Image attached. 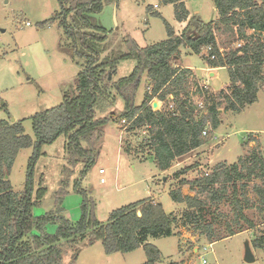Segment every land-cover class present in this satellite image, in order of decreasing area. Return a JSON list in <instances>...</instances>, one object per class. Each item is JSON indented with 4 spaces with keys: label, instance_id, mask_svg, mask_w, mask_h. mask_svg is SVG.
<instances>
[{
    "label": "trees",
    "instance_id": "trees-1",
    "mask_svg": "<svg viewBox=\"0 0 264 264\" xmlns=\"http://www.w3.org/2000/svg\"><path fill=\"white\" fill-rule=\"evenodd\" d=\"M58 1L60 10L40 24L50 21L62 28L67 40L59 47L81 61L76 62L80 71L74 93H64L60 104L30 117L33 138L25 133L24 120L10 119L8 111V118L0 120V264H76L81 247L98 241L108 255L141 247L146 256L141 264H158L161 252L148 239L177 234L174 229L178 225L199 230L209 243L244 231L242 223L254 227L256 223L244 213V208L250 205L246 189L252 178L262 182V185L255 184L254 189L264 223V157L256 140L248 153L235 162H220L210 172H201L193 179L179 178L198 167V163L175 171L174 178L179 183L169 189L168 195L173 202L184 204L178 214L166 212L160 202L146 197L113 209L105 222L100 221L94 215V201L77 179L73 187L83 198L81 215L76 222L70 221L61 205L60 197L67 185L63 181L60 182L63 190L57 192L54 208L42 216L33 215V206L47 191L42 176L37 186L34 181V168L43 154V145L64 135L68 165L82 163L80 176L83 177L100 152L98 142L104 126L114 119L113 115L95 116L96 104L110 95L112 89L124 102L117 117L125 120L121 129L140 134L139 147L147 149L160 171L168 170L175 160L206 142L203 131L207 126L214 130L220 125L221 109L240 113L258 100L259 91L264 92V0H212L218 17L207 22L196 15L188 19L190 13L184 0H161L164 5H173L177 21H188L180 35L147 5L149 13L162 19L166 39L140 46L128 36L126 52L103 58L100 46L106 40V30L95 15L102 11L104 4L116 0ZM217 32H225L231 38V44L223 50L218 45ZM181 48L201 54L210 68H226L228 84L216 91L201 84L190 68L177 65ZM125 59L135 60L132 72L109 81L116 74L118 62ZM144 73L147 90L141 103L135 105V93ZM194 95L200 98L201 108L193 101ZM154 99L162 102L158 110L152 108ZM4 107L5 104L0 109ZM129 144L126 141L122 144L124 152H130ZM28 147L33 151L27 161L24 189L16 192L8 175L18 151ZM66 168L63 166L62 171ZM183 185L195 191L194 195L184 194L180 188ZM224 202L232 205L233 215L230 221L223 222L227 234L220 236L214 228L221 225L215 212L217 216L224 215L219 210ZM48 224L57 225L54 233L46 232ZM252 245L263 248L264 233ZM66 247L72 250L67 260L64 258Z\"/></svg>",
    "mask_w": 264,
    "mask_h": 264
},
{
    "label": "rangeland",
    "instance_id": "rangeland-1",
    "mask_svg": "<svg viewBox=\"0 0 264 264\" xmlns=\"http://www.w3.org/2000/svg\"><path fill=\"white\" fill-rule=\"evenodd\" d=\"M185 2L189 10L198 12L205 22L211 20L215 14L212 0H185ZM155 4L158 6L155 10L166 21L176 23L173 6L162 4L161 0H116L104 4L102 11L95 15L97 22L106 30V40L100 46V56L111 57L126 52L128 48L125 39L128 36L140 46L164 40L167 36L162 19L146 10L147 5ZM59 10L58 0H0V107L5 104V107L0 109V120L7 119L8 114L12 120H24V131L32 138L34 136L30 117L60 104L64 93H74L77 73L80 71V66L76 62L81 61L75 60L69 51L61 50L59 47L67 40L62 28L50 21L44 25L40 24ZM26 22L29 25H26ZM216 37L221 50L231 44V38L225 32H217ZM235 45L237 46V43ZM186 51V48H181V62L195 68V73L207 81L212 90H219L228 84L229 76L226 68L207 71L200 54ZM135 64L133 59L120 60L116 74L109 81L127 76L132 72ZM145 78L144 73L135 93V105L141 103L147 90ZM199 82L203 84L200 79ZM258 99L257 104L240 113L221 109L220 125L214 130H209L207 126L206 134H203L206 142L198 153L201 155L200 158L196 161L185 159L179 164L174 161L168 172L161 173L147 149L142 150L139 147L140 134L134 135L125 132V128L121 129L125 123L117 117L123 109L124 102L112 89L110 95L101 98L96 104L95 116L113 115L114 119L104 126L101 140L98 142L101 145L100 152L83 177L80 176L82 163L74 167L68 165L64 135H60L50 144L43 145V154L35 164L34 181L37 186L42 176V184L47 191L42 200L33 206V215L42 216L54 208L57 192L63 190L61 181L62 184H67L60 197L61 205L70 221L76 222L81 215L83 196L73 187L77 179L81 188L95 203V217L100 221L101 218L106 221L107 211L150 195L159 197L164 204L166 201L171 202L168 189L176 188L179 183L178 178H174V172L187 165L202 161L203 168L199 169V166L193 168L179 179H193L201 172H210L212 167L220 162H235L239 156L246 155L255 145L253 140L260 142L264 157L263 91L258 92ZM154 100L158 102L154 110L160 109L162 102L158 99ZM199 100L198 96H193V101L198 106L201 103ZM125 141L131 145L129 153L123 151L122 144ZM32 151V147L20 149L10 169L8 179L16 192L24 189L27 161ZM211 153L214 163L210 166L207 164L209 161L207 157ZM63 166L68 168L62 171ZM100 168L104 169L103 174L99 173ZM101 177L104 178L102 183ZM255 184L262 185V182L252 178L246 189L250 205L244 208L247 218L256 223L254 227L249 228L242 223L244 231L210 243L209 246L206 236L199 230L178 225L174 229L177 234L148 239V242L156 245L161 252L158 264H202V259H205L207 264H264V247L257 249L252 245V241L264 233L262 215L257 209L259 196L254 189ZM180 188L184 189V193L194 195L195 191L190 190L188 185ZM164 206L167 210V205ZM177 206L182 209L174 211L176 214L185 207L183 203ZM219 210L224 215L217 216L218 212H215L221 225H214V228L219 231L220 236H224L227 230L223 222L232 219V205L224 202L220 204ZM232 227L235 229V226ZM56 228V224H48L46 232L54 233ZM247 244L254 256L252 262L245 261ZM65 252L67 256L64 255V258L67 260L72 250L66 247ZM145 260L146 256L141 247L128 253L117 252L108 258L102 244L98 242L82 251L76 264H141Z\"/></svg>",
    "mask_w": 264,
    "mask_h": 264
},
{
    "label": "crops",
    "instance_id": "crops-1",
    "mask_svg": "<svg viewBox=\"0 0 264 264\" xmlns=\"http://www.w3.org/2000/svg\"><path fill=\"white\" fill-rule=\"evenodd\" d=\"M184 3H185V6H186V8L188 9V11H189V16H188V19L192 16V15H196L198 18H200L201 20H203L202 18H201V16L199 15V13L198 12H191L190 10H189V8L187 7V5H186V2H185V0H184ZM169 5H172V4H169ZM153 8H154V10L153 11H156L155 9H157L158 8V6H157V8H155L154 7V5H151ZM173 6V5H172ZM215 9V8H214ZM157 12V11H156ZM159 13V12H158ZM162 16V15H161ZM217 17H218V13H217V11H216V9H215V14H214V16L211 18V20H215V19H217ZM174 20H175V24L172 22V23H170V22H168L171 26H172V28L174 29V32H175V34L176 35H180L181 33H182V31L185 29V27L187 26V23H188V21L186 20V21H183V22H179V21H177L175 18H174ZM211 20H209V21H211ZM204 21V20H203ZM166 36H167V34H166ZM166 39V38H165ZM161 41V40H160ZM152 43H155V42H152ZM152 43H150V44H152ZM187 49V53H192L188 48H186ZM201 55V54H200ZM204 62V61H203ZM177 65L178 66H180V67H187V68H190L193 72H194V74H195V76L197 77V78H199L201 81H202V83L203 84H205V85H207L208 86V84H207V81H205L202 77H200V76H198L196 73H195V68H193L192 66H190V65H188V64H185L184 62H181V60L179 59L177 62ZM205 64V63H204ZM205 66H206V64H205ZM219 68H221V67H216V68H210V67H208V66H206L205 67V70H207V71H210V72H212V71H215V70H217V69H219ZM224 68V67H223ZM210 75H214L213 73H210ZM146 80H147V77L145 78V86H146ZM213 90H215V89H213ZM259 100V99H258ZM258 100L255 102V103H253V104H251V105H249V106H247L245 109H247V108H250V107H252L253 105H255V104H257L258 103ZM155 101V100H154ZM152 103H153V101H152ZM157 104H158V102H157ZM244 109V110H245ZM222 113V112H221ZM250 133H252V134H256L255 132H250ZM204 146H201L200 148H198L197 150H195V151H193V152H191V153H189L188 155H186V156H184V157H182V158H180V159H177V160H175V162L176 163H181V162H183V160H185V159H190L191 161H196L198 158H200V154H198L199 153V151L200 150H202V148H203ZM120 151H122V149H120ZM214 152V151H213ZM124 153V152H123ZM125 154V153H124ZM206 158V157H205ZM204 158V159H205ZM208 159H207V161H208V165H213V153H211L208 157H207ZM199 163V169H202L203 167L201 166V163H202V161H198ZM193 164V163H192ZM191 165V164H190ZM187 166H189V165H187ZM170 168H172V167H170ZM169 170V169H168ZM168 170H165V171H161V173H166V172H168ZM173 183V182H172ZM170 189V188H169ZM169 189H168V191H169ZM181 190H182V192L184 193V189L183 188H181ZM184 194H186V193H184ZM148 197H152V198H154L156 201H158V202H160L161 204H162V206H163V208H164V210L166 211V212H174V211H176L177 209H182V208H179L178 206H177V204H180V203H177V202H173V201H171V202H169V201H166L165 202V204H164V202L161 200V199H159V197H155L154 195H150V196H148ZM164 205H167V207H168V209L166 210V208H165V206ZM111 211V210H110ZM110 211H107V213H108V215H109V213H110ZM108 215H107V219H108ZM103 218H101V221H105V220H102ZM99 242V241H98ZM98 242H95L94 244H92V245H89V246H83V248H82V251H84V250H86L87 248H90V247H92L93 245H95V244H97ZM100 243V242H99ZM210 244V243H209ZM81 251V252H82ZM80 252V253H81ZM80 253L78 254V258H77V260L79 259V255H80ZM115 253H113V254H107V256H108V258L110 257V256H113Z\"/></svg>",
    "mask_w": 264,
    "mask_h": 264
},
{
    "label": "water",
    "instance_id": "water-1",
    "mask_svg": "<svg viewBox=\"0 0 264 264\" xmlns=\"http://www.w3.org/2000/svg\"><path fill=\"white\" fill-rule=\"evenodd\" d=\"M156 107H157V101H153L152 108L155 109ZM138 215H140V212H138ZM245 261L247 262L254 261V256L252 255L248 244H247V249H246V254H245Z\"/></svg>",
    "mask_w": 264,
    "mask_h": 264
},
{
    "label": "built area",
    "instance_id": "built-area-1",
    "mask_svg": "<svg viewBox=\"0 0 264 264\" xmlns=\"http://www.w3.org/2000/svg\"><path fill=\"white\" fill-rule=\"evenodd\" d=\"M154 7L157 8V5L155 4ZM26 25H29V23L26 22ZM238 45H240V43H237V46H238ZM208 49H209V48H208ZM212 58H213V56H212ZM199 106H201V103H199ZM122 122L124 123L125 120L123 119ZM203 134L205 135V134H206V131H203ZM99 173H100V174H103V173H104V169L100 168V169H99ZM100 182H101V183L104 182V178H103V177L100 178ZM209 246H210V244H209ZM204 249H206V248L204 247ZM202 264H207V262L205 261V259H202Z\"/></svg>",
    "mask_w": 264,
    "mask_h": 264
}]
</instances>
